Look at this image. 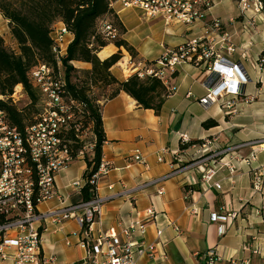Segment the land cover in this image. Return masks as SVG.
Masks as SVG:
<instances>
[{
  "label": "crops",
  "instance_id": "crops-1",
  "mask_svg": "<svg viewBox=\"0 0 264 264\" xmlns=\"http://www.w3.org/2000/svg\"><path fill=\"white\" fill-rule=\"evenodd\" d=\"M113 11L125 29L121 39L134 48L137 53L135 60L144 64L158 61L162 54L160 45L174 48L200 33L197 28L178 25L166 27L160 20L145 21L139 11L123 10L118 5L113 7ZM211 16L227 22L230 19L237 20L239 12L233 0H221ZM137 22L161 24L164 29L161 30L160 40L149 45L147 41L151 38L144 35ZM227 27L232 41L237 45L244 44L247 35L242 34L241 22L235 21ZM72 38V35L68 36L67 44ZM9 42L12 49H16L10 33ZM262 49L264 32L257 27L253 45L248 50V59L242 62L249 78L246 90L253 97V102L239 104L232 116L225 114L218 106L203 108L198 104V99L205 95L202 86L205 75L203 69L186 64L177 68V76L170 81L174 91L157 114L140 108L124 92L101 102L106 137L102 147V162L110 167L109 172L97 182V195L105 197L123 189L134 190L145 182L164 176L171 171L170 165L174 162L175 154H179L184 162H189L193 145L180 150L181 134H185L189 140H199L198 144L204 140L215 141L214 144L221 149L264 138V86H259V79H264V74L256 69ZM116 51L117 48L110 44L97 57L105 60ZM237 58L232 57V60L236 61ZM124 59L122 57L111 69L112 75L119 81L134 74L128 64L131 57L127 54L125 63L122 62ZM72 65L78 70L91 69L87 63L73 62ZM152 67L159 68L157 64ZM261 83L264 84V81ZM188 93L191 97H187ZM207 119L215 120L218 126L204 130L201 123ZM252 151L251 146H244L226 156L225 161L231 160L236 171L230 173L220 168L215 173L212 181L221 186L220 190L200 185L197 171L189 169L160 185L111 199L102 206L99 219L92 227L94 233L98 236L107 228L116 226L120 218L135 217L148 206H153L157 219L147 227L141 239L145 247L153 246L152 257L141 259L139 264H200L198 258L210 250L221 257L215 264H246L247 260L249 264H264L250 254L253 239L264 240V189L254 192L251 188V171L264 166V152L256 153L251 166L240 162ZM136 153L145 160L146 166L129 160ZM158 158L162 161L158 162ZM85 167L83 157L76 156L61 170L54 179L56 195L39 203L37 212L45 214L73 205L77 193L71 183L82 179ZM108 185H113L111 191ZM160 187L163 188V194L158 195L156 191ZM232 213L237 215L235 219L226 217ZM172 224L177 226L178 232L171 228ZM40 227L44 264H76L85 257V248L78 236L80 228L74 220L55 224L48 218L40 223ZM157 229L161 230L159 237L156 235Z\"/></svg>",
  "mask_w": 264,
  "mask_h": 264
},
{
  "label": "built area",
  "instance_id": "built-area-1",
  "mask_svg": "<svg viewBox=\"0 0 264 264\" xmlns=\"http://www.w3.org/2000/svg\"><path fill=\"white\" fill-rule=\"evenodd\" d=\"M221 0H108L110 8L115 5L121 9H133L140 12L145 21L160 20L168 27L178 25L185 28H197L200 33L187 42L170 48L160 45L162 54L156 62L158 69L140 61L129 60V66L138 78L152 76L160 80L167 88L169 95L174 91L170 85L173 73L182 65L201 68L204 72L202 86L205 95L198 99L203 108L218 106L228 116L237 112L241 103L250 104L253 97L247 93L249 78L242 62L248 59V50L253 45L256 35V22L264 24V0H236V8L242 25V34L247 35L244 44H235L227 26L233 24L234 19L227 22L211 16L214 8ZM234 2V0H233ZM105 40L114 41L119 33L109 20L102 19L96 28ZM71 35L62 22L54 23L50 28L53 42L52 51L59 59L66 54L67 38ZM12 49V47L10 46ZM15 49V48H14ZM238 56L236 61L232 57ZM256 69L264 74V60H257ZM32 79L39 91V102L42 113L38 114L37 123L27 127L23 133L9 125L6 116L0 110V263L2 264H44L41 248L40 223L51 219L55 224L67 220H74L79 228L78 234L81 244L85 248V257L76 264H139L145 257H152L153 246L145 247L141 239L147 227L155 223L157 212L153 206L145 208L141 214L132 218H120L116 226L94 233L92 227L99 219L102 206L120 195H127L138 189L157 186L179 173L195 169L199 175L200 185H209L216 190L221 186L212 181L220 168L230 173L236 171L231 160L225 161L229 154H233L244 146H251L252 152L240 162L249 166L255 160L256 153L264 152V138L242 143L228 148H218L212 140H204L193 145L190 149L191 160L184 162L179 154H175L171 163V171L164 176L145 182L134 190H125L105 197L97 195V182L109 172L110 165L101 162L95 174V190L92 198L80 204L57 208L45 214L38 213L36 206L56 195L55 176L65 169L72 161L66 142L62 134L68 130L69 123H73L76 132L79 126L72 120L71 107L61 97L63 76L60 71L55 73L49 66L39 64L32 71ZM264 79L260 78L261 83ZM19 86V91L17 87ZM14 88L10 100L17 104L23 97L21 86ZM187 97H191L188 93ZM180 143L185 145L189 139L185 134L179 136ZM92 148V147H91ZM80 149L77 157H83ZM130 161L146 166L145 160L138 154L129 157ZM162 159L158 158V162ZM83 179L71 183L78 193L84 185ZM108 190L113 185H108ZM251 188L254 192L264 189V166L253 168L251 171ZM163 194V188L156 191ZM226 217L235 219V213ZM224 220L223 217H217ZM215 219V217H214ZM171 228L178 232L175 225ZM156 235H161L157 229ZM66 245L69 246L68 241ZM250 254L264 263V240L253 239ZM205 264H215L220 256L210 250L201 255ZM166 259V255H164ZM249 264V260L246 261Z\"/></svg>",
  "mask_w": 264,
  "mask_h": 264
},
{
  "label": "trees",
  "instance_id": "trees-1",
  "mask_svg": "<svg viewBox=\"0 0 264 264\" xmlns=\"http://www.w3.org/2000/svg\"><path fill=\"white\" fill-rule=\"evenodd\" d=\"M0 15L7 22L11 38L16 49L8 48L0 36V110L6 116L9 125L23 133L27 127L34 126L38 120L36 104L39 102V91L32 79V71L39 65L49 66L55 73L60 71L63 76L61 97L71 107L72 113L79 118L75 122L79 128L91 127L94 136L92 158L83 156L85 170L82 179L85 181L80 191L73 197L74 204L89 201L95 190L94 176L102 162V147L106 142L101 117V102L115 98L120 92L126 93L142 109L151 110L157 114L169 96V91L159 79L146 76L138 78L131 75L124 81L116 79L111 69L121 59L120 51L105 60H99L97 54L109 44L117 49H125L132 58L137 53L126 41L121 39L125 29L108 0H0ZM109 20L111 26L119 33V37L110 42L97 33L99 20ZM56 22H62L72 35L66 54L59 59L52 51L53 42L50 28ZM102 56V54L100 55ZM264 60V49L261 50L258 61ZM73 62L91 65V69L78 70ZM153 66L156 62H146ZM177 72L173 73L175 78ZM20 85L29 104L21 109L10 100L14 88ZM97 89V95L94 94ZM228 117V116H227ZM218 126L213 119L201 123V128L209 130ZM70 155L76 158L81 146L73 123L62 134ZM199 140H190L180 150L188 149L198 144ZM188 187L185 188L187 190ZM200 264H205L198 258Z\"/></svg>",
  "mask_w": 264,
  "mask_h": 264
},
{
  "label": "rangeland",
  "instance_id": "rangeland-1",
  "mask_svg": "<svg viewBox=\"0 0 264 264\" xmlns=\"http://www.w3.org/2000/svg\"><path fill=\"white\" fill-rule=\"evenodd\" d=\"M236 0H234V4H235ZM236 5V4H235ZM236 13V12H235ZM217 18V17H216ZM237 21H241L240 18L238 17L237 18ZM140 23V22H137V24ZM256 24V27H259L261 29L262 32H264V24L262 23H255ZM8 28V25H7V22L3 19V17L0 15V36L4 39V41L6 42V46L8 48H10V42H9V30L7 29ZM140 30L144 31V35L147 34L149 35V37L151 38L150 41H147L149 45L153 44V43H157L159 40H160V35H161V30L164 29L162 27L161 24H153V23H140V27H139ZM185 34V32H184ZM110 45V44H109ZM115 47L114 44H111ZM12 47V46H11ZM120 51L121 53V56L124 57L125 59L122 61V62H126L127 61V54L129 55V53L123 49V48H120V49H117L116 52ZM115 52V53H116ZM130 56V55H129ZM121 57V58H122ZM131 57V60L132 61H135V58H132ZM121 60V59H120ZM119 60V61H120ZM261 84V85H259ZM257 85L259 86H264V84L262 83H259ZM256 85V86H257ZM21 90L23 91L22 87H21ZM17 91H19V89H17ZM94 94L97 95V89H94ZM29 100L27 98V96L24 94L23 92V97H21L19 99V102L16 104V107L18 109H21L25 106H27L29 104ZM213 107V106H211ZM35 110H37V114L39 113H42V104L40 102H38L35 106ZM72 120L74 122H79V118L75 117V115L72 113ZM80 127V126H79ZM77 136H78V139H79V144L81 146V149L83 150L84 155H87L88 158H92V146H93V142H94V136L91 132V127H87V128H79L78 132H77Z\"/></svg>",
  "mask_w": 264,
  "mask_h": 264
},
{
  "label": "bare ground",
  "instance_id": "bare-ground-1",
  "mask_svg": "<svg viewBox=\"0 0 264 264\" xmlns=\"http://www.w3.org/2000/svg\"><path fill=\"white\" fill-rule=\"evenodd\" d=\"M17 88L19 89V86Z\"/></svg>",
  "mask_w": 264,
  "mask_h": 264
}]
</instances>
